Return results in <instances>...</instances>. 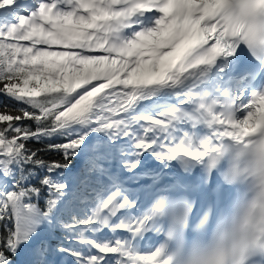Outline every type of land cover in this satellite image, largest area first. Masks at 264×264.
Returning a JSON list of instances; mask_svg holds the SVG:
<instances>
[{"label":"snow or ice","instance_id":"6c2138e0","mask_svg":"<svg viewBox=\"0 0 264 264\" xmlns=\"http://www.w3.org/2000/svg\"><path fill=\"white\" fill-rule=\"evenodd\" d=\"M0 97V264H264V0H0Z\"/></svg>","mask_w":264,"mask_h":264},{"label":"trees","instance_id":"16d2710c","mask_svg":"<svg viewBox=\"0 0 264 264\" xmlns=\"http://www.w3.org/2000/svg\"><path fill=\"white\" fill-rule=\"evenodd\" d=\"M4 103H10V101L6 100L5 98L0 97V104H4ZM52 142L53 143H58L60 141L59 140H54ZM29 146L32 147V148L42 147V145H38V144H30ZM54 158L55 159H59V157H56L54 155L45 156V159H54Z\"/></svg>","mask_w":264,"mask_h":264},{"label":"bare ground","instance_id":"6f19581e","mask_svg":"<svg viewBox=\"0 0 264 264\" xmlns=\"http://www.w3.org/2000/svg\"><path fill=\"white\" fill-rule=\"evenodd\" d=\"M149 167H155L156 165L154 163L148 165Z\"/></svg>","mask_w":264,"mask_h":264}]
</instances>
